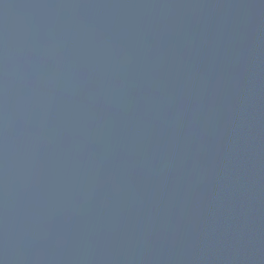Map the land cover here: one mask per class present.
<instances>
[{
  "label": "water",
  "instance_id": "95a60500",
  "mask_svg": "<svg viewBox=\"0 0 264 264\" xmlns=\"http://www.w3.org/2000/svg\"><path fill=\"white\" fill-rule=\"evenodd\" d=\"M0 264H264V0H0Z\"/></svg>",
  "mask_w": 264,
  "mask_h": 264
}]
</instances>
